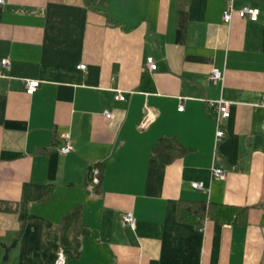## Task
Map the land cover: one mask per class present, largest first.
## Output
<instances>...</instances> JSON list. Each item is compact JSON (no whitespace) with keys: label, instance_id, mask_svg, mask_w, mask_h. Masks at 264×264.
Here are the masks:
<instances>
[{"label":"crops","instance_id":"0c3cea01","mask_svg":"<svg viewBox=\"0 0 264 264\" xmlns=\"http://www.w3.org/2000/svg\"><path fill=\"white\" fill-rule=\"evenodd\" d=\"M4 1L0 264H55L76 208L81 247L67 264H264V0H234L260 14L230 25L229 0H107L103 13L85 0ZM26 81L40 83L33 96ZM219 100L230 117L215 150ZM168 138L182 148L165 163L154 148Z\"/></svg>","mask_w":264,"mask_h":264},{"label":"built area","instance_id":"2783aa9c","mask_svg":"<svg viewBox=\"0 0 264 264\" xmlns=\"http://www.w3.org/2000/svg\"><path fill=\"white\" fill-rule=\"evenodd\" d=\"M233 1L234 0H229L228 7L223 14V21L225 24L230 25L232 23L235 14H237L239 18L243 20H250L253 22H256L258 20L260 14L258 9L251 7H244L239 11H235L233 6ZM4 2H5L4 0H0V6L3 5ZM9 67H10V63L8 60H3L1 62V69L8 70ZM85 68H86L85 66L79 67L80 70H85ZM146 69L150 72H155L157 70V64L155 63L152 57L147 59ZM223 77L224 74L222 71L218 69H214L210 75L209 80L211 83H216L222 81ZM39 86L40 83L38 81H26L25 83L26 94L28 96H33L37 92ZM115 99L116 101H125L126 97L123 93L118 92L115 96ZM209 105L216 111V116L214 118V123L216 126L214 148L215 150H217L219 145L226 139V131L223 127V122L230 117V104L224 100H219L217 102H210ZM261 107L264 108V98L262 100ZM178 111L179 112L185 111L184 101L181 102V104L179 105ZM104 115L106 119L111 118V113L107 111L104 113ZM61 140L63 141L64 144L60 148L59 152L64 155L69 154L73 150L70 134L65 133L61 135ZM100 174L101 171L98 167L92 168L90 172V178L92 183H94L95 185H99L100 183ZM212 177L213 179L218 181H225L227 179V173L222 169L213 168ZM192 188L194 190L203 191L205 189V184L202 182H195L192 183ZM123 224L127 227H130L131 229L136 228V220L132 212L125 213V215L123 216ZM55 264H67V256L62 249L57 254V259L55 261Z\"/></svg>","mask_w":264,"mask_h":264},{"label":"trees","instance_id":"16d2710c","mask_svg":"<svg viewBox=\"0 0 264 264\" xmlns=\"http://www.w3.org/2000/svg\"><path fill=\"white\" fill-rule=\"evenodd\" d=\"M87 7L94 12L103 13L106 9L107 0H85ZM176 147L182 148L176 141L172 139H163L154 148V157L158 160L168 163L175 157L173 155L172 149ZM100 169L99 165L96 167ZM101 171V169H100ZM233 211H235L233 209ZM81 212L79 208H76L70 215L66 216L62 222V238H61V248L65 252L67 259L70 256H76L80 252V238L74 234L72 231L80 229L81 226Z\"/></svg>","mask_w":264,"mask_h":264},{"label":"water","instance_id":"95a60500","mask_svg":"<svg viewBox=\"0 0 264 264\" xmlns=\"http://www.w3.org/2000/svg\"><path fill=\"white\" fill-rule=\"evenodd\" d=\"M91 170H92V168L90 169V172H91ZM4 247V249H5V257H4V260H6L7 258H8V254H9V252H10V250H11V248L12 247H5V246H3Z\"/></svg>","mask_w":264,"mask_h":264}]
</instances>
